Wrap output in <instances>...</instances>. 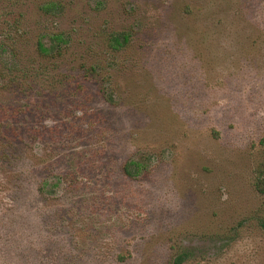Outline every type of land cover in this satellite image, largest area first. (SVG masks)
Segmentation results:
<instances>
[{"label": "rangeland", "instance_id": "obj_1", "mask_svg": "<svg viewBox=\"0 0 264 264\" xmlns=\"http://www.w3.org/2000/svg\"><path fill=\"white\" fill-rule=\"evenodd\" d=\"M263 170L264 0H0V264H264Z\"/></svg>", "mask_w": 264, "mask_h": 264}, {"label": "trees", "instance_id": "obj_2", "mask_svg": "<svg viewBox=\"0 0 264 264\" xmlns=\"http://www.w3.org/2000/svg\"><path fill=\"white\" fill-rule=\"evenodd\" d=\"M57 8V4L56 3H48L45 4L44 6H42V11L43 13H49L50 11L54 10ZM48 38L50 39L51 45L47 46L46 42H44V39L40 38L37 41V51H38V55L40 58L42 59H47V58H52V52L55 50L59 51V48L61 46H63L68 40L64 37L63 34H55L52 36H48ZM127 38H123V41H118L116 37H112L110 42L112 43V48L117 49L120 48L122 43L126 42ZM131 169L134 171V173H138L140 170V167L134 163L129 161L128 163H126L123 166V171L127 176H132V173L130 172ZM47 185L45 184L41 189L42 191H44V188ZM254 186L255 189L257 190V192L262 196V202L264 205V170L261 171L254 182ZM181 262V256L177 255L176 259L173 260V264H180Z\"/></svg>", "mask_w": 264, "mask_h": 264}]
</instances>
